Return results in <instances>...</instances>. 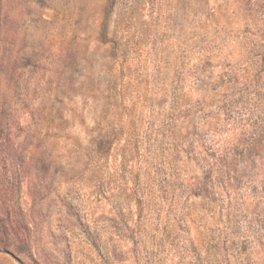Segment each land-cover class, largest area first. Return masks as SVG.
I'll return each instance as SVG.
<instances>
[{
  "label": "clouds",
  "instance_id": "1",
  "mask_svg": "<svg viewBox=\"0 0 264 264\" xmlns=\"http://www.w3.org/2000/svg\"><path fill=\"white\" fill-rule=\"evenodd\" d=\"M0 15V250L72 264L86 233L92 264H264V0Z\"/></svg>",
  "mask_w": 264,
  "mask_h": 264
},
{
  "label": "rangeland",
  "instance_id": "2",
  "mask_svg": "<svg viewBox=\"0 0 264 264\" xmlns=\"http://www.w3.org/2000/svg\"><path fill=\"white\" fill-rule=\"evenodd\" d=\"M2 3L3 0H0V7H2ZM2 24L3 16L0 15V25ZM94 243L85 233L80 244L79 253H73L72 264H92V253L97 251ZM21 260L22 257H18L11 249L0 250V264H21Z\"/></svg>",
  "mask_w": 264,
  "mask_h": 264
}]
</instances>
